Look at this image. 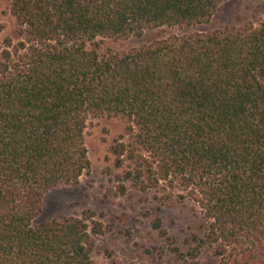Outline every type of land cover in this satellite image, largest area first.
I'll return each instance as SVG.
<instances>
[{
  "label": "trees",
  "instance_id": "trees-1",
  "mask_svg": "<svg viewBox=\"0 0 264 264\" xmlns=\"http://www.w3.org/2000/svg\"><path fill=\"white\" fill-rule=\"evenodd\" d=\"M3 1L0 264H96L94 212L37 219L89 173L84 131L100 118L125 125L109 147L119 196L198 211L181 246L150 221L176 264H264V18L198 32L227 0ZM164 28L185 32L102 51Z\"/></svg>",
  "mask_w": 264,
  "mask_h": 264
},
{
  "label": "rangeland",
  "instance_id": "rangeland-1",
  "mask_svg": "<svg viewBox=\"0 0 264 264\" xmlns=\"http://www.w3.org/2000/svg\"><path fill=\"white\" fill-rule=\"evenodd\" d=\"M263 11L264 0H227L209 24L192 30L207 32L255 21L264 18ZM14 29L15 22L7 3L0 0V42L6 38L15 40ZM184 32L167 28L146 31L140 38L108 40L102 51L123 52L147 45L161 36ZM124 126L121 119L88 121L84 144L90 161L89 173L82 175L75 186L58 188L46 194L37 221L80 216L88 210L96 214L95 219L105 228L104 234L95 238L92 257L96 264H176L164 239L151 228L150 221L159 216L168 236L181 246L186 236L198 233L200 215L186 201L157 211L148 198L132 188L123 196L117 194L113 180L117 171L109 147L124 133ZM206 261L204 258L202 264H208Z\"/></svg>",
  "mask_w": 264,
  "mask_h": 264
}]
</instances>
